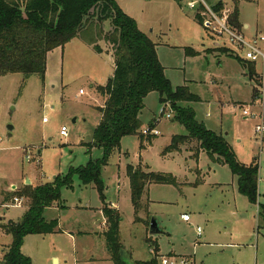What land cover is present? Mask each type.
<instances>
[{
  "label": "rangeland",
  "instance_id": "obj_1",
  "mask_svg": "<svg viewBox=\"0 0 264 264\" xmlns=\"http://www.w3.org/2000/svg\"><path fill=\"white\" fill-rule=\"evenodd\" d=\"M116 1L157 45L172 89L186 86L198 98L182 105L191 107L209 130L224 136L242 164L258 166V204L240 193L238 178L228 165L212 161L206 153L198 161L185 149L164 154L174 135L186 131L175 122L174 111L171 120L162 115L170 108L161 103L158 93H151L141 115V134L156 128L160 135L122 140L120 150L103 166L104 198L94 184L83 186L79 175H74L73 187L61 190L62 207L44 215L48 221L58 220L62 232L26 237L23 255L33 264H113L105 260L103 235L109 225L101 210L115 209L114 204L121 217V256L126 264L151 259L161 264L163 256L186 264H264V222L258 216L259 204L264 205V139L256 133V125L264 124L261 66L255 68L214 46L215 38L202 24L204 11L188 7L200 0ZM204 1L229 17L237 6L240 29L247 24V36L264 34V0ZM75 42L49 55L44 78L0 77V182H6L0 188L5 205L2 208L0 203V214L8 220L20 221L29 206L28 199L20 197L32 186L24 183L27 177L36 187L54 183L105 157L101 149L90 146L100 123L98 108L105 104L97 87L105 86L114 70L110 47L96 54L81 40ZM188 48L200 54L188 56ZM249 68H254V79ZM93 85H98L95 90ZM63 126L68 137L61 135ZM129 166L145 173L172 174L178 186L151 184L136 216ZM12 182L18 184L17 190ZM14 197L23 199L18 207ZM184 214L190 222L182 220ZM152 219L164 234L150 235ZM12 240L0 232V261Z\"/></svg>",
  "mask_w": 264,
  "mask_h": 264
},
{
  "label": "trees",
  "instance_id": "obj_2",
  "mask_svg": "<svg viewBox=\"0 0 264 264\" xmlns=\"http://www.w3.org/2000/svg\"><path fill=\"white\" fill-rule=\"evenodd\" d=\"M213 9L221 12L217 7ZM229 22L243 32L244 26L239 27L237 6ZM76 39L98 54L102 53V42L106 43L113 59L112 77L105 86L97 87L105 104L98 108L101 120L95 130V141L90 146V149H101L105 157L91 160L86 166L73 170L69 176L58 177L54 183L26 187L20 197L28 199L29 206L21 220L0 223V231L13 239L3 249L0 264H33L22 253L26 237L62 232L58 220L48 221L44 215L47 209L62 207L61 190L73 187L74 175H79L83 186L94 184L104 198L102 170L108 165L110 156L120 150L126 137L138 135L142 141L145 139L141 134V115L145 100L151 93H158L162 104H171L176 114L175 122L184 126L186 131L172 138L164 154L182 153L185 149L193 153L198 161L200 154L206 153L212 161L228 165L238 178L240 193L251 204H258V166L242 164L224 136L209 130L196 119L191 107L182 105L196 103L198 98L186 86L175 91L172 89L158 59L157 45L140 30L137 22L124 12L116 0H0V77L19 74L24 79L34 75L44 78L49 55ZM186 52L188 56L199 55L192 48ZM249 75L254 78V68H249ZM129 177L136 216L143 208L142 198L151 184L178 186L172 174L145 173L131 166ZM18 198L14 197L12 201ZM103 215L109 225L104 236L111 261L126 264L121 256V217L115 209L107 208L103 210ZM258 216L264 222V205L259 204ZM135 264H157V259L137 261Z\"/></svg>",
  "mask_w": 264,
  "mask_h": 264
},
{
  "label": "built area",
  "instance_id": "obj_3",
  "mask_svg": "<svg viewBox=\"0 0 264 264\" xmlns=\"http://www.w3.org/2000/svg\"><path fill=\"white\" fill-rule=\"evenodd\" d=\"M190 9L203 10V27L210 32L212 38L214 39L215 47H223L229 51L231 55L240 59L241 61L253 64L260 65L262 68L259 78L264 83V34L256 33L252 37H248L244 32H240L229 22V16L223 12H216L212 7L208 6L204 0L200 1H191L188 3ZM201 11H199L201 13ZM259 92V91H258ZM81 95L84 94L83 90L79 92ZM261 100L264 106V90L259 92ZM258 96V97H259ZM166 107L170 108V112H165V109L162 112V115H166V118L171 120L173 119V109L171 104L166 103ZM248 110L244 111V115H248ZM161 118L157 121L160 122ZM44 123H47L48 120L45 118ZM143 135L147 136H159L160 132L156 128H147L144 130ZM256 133L264 139V124L256 125ZM61 135L68 137V129L63 126L61 130ZM23 199H15L14 204H22ZM182 220L184 222H190L191 218L189 215H183ZM201 232V229H198V233ZM161 264H186L184 262H178L175 258L162 257Z\"/></svg>",
  "mask_w": 264,
  "mask_h": 264
},
{
  "label": "crops",
  "instance_id": "obj_4",
  "mask_svg": "<svg viewBox=\"0 0 264 264\" xmlns=\"http://www.w3.org/2000/svg\"><path fill=\"white\" fill-rule=\"evenodd\" d=\"M244 27H243V32L246 34V32H248L249 31V26L247 25V24H245V25H243ZM258 33V32H257ZM263 34V33H262ZM254 35V34H253ZM253 35H251V36H248V37H252ZM77 40V39H76ZM73 43H76L75 42V40H73L72 42H70L69 44H67L64 48H62L63 50L64 49H66L67 47H68V45H73ZM80 43V42H79ZM214 43V42H213ZM78 45V44H77ZM80 45H82V44H80ZM88 46V45H87ZM215 46V45H214ZM90 47V46H89ZM101 47H102V49H105V50H107L108 51V45L107 44H101ZM91 49H93L92 47H90ZM61 49V48H60ZM59 49V50H60ZM56 50H58V49H56ZM55 50V51H56ZM62 50V51H63ZM55 51H53V52H55ZM94 51V50H93ZM96 53V52H95ZM96 54H98V53H96ZM200 54V53H199ZM109 55H110V57H111V59H112V55H111V53H109ZM113 60V59H112ZM258 66L256 65L255 66V68H257ZM248 71H249V69H248ZM254 79V78H253ZM96 86H98V85H93L92 86V88H93V90H95V88H96ZM99 87V86H98ZM85 94V93H84ZM209 116V115H208ZM100 120H101V117H100ZM175 136V135H174ZM171 144V143H170ZM169 144V145H170ZM28 177L25 179V181H24V183H26L27 184V182H28ZM30 181V184L29 185H32V187H36L33 183V180H29ZM3 184H6V182L5 183H3V181L2 182H0V188H1V185H3ZM13 185V186H12ZM28 185V184H27ZM42 185H45V184H42ZM42 185H38V186H42ZM11 186H12V188L13 189H18V184H16V183H11ZM37 186V187H38ZM0 200H1V196H0ZM0 203H1V207L2 208H5V205H3L2 204V202L0 201ZM3 205V206H2ZM115 209H117V206L116 205H112ZM50 209H58V208H50ZM27 210V209H26ZM47 210H49V209H47ZM102 211V213H103V210H101ZM26 212V211H25ZM184 215H186V214H184ZM188 215V214H187ZM183 216V215H182ZM103 217H104V215H103ZM182 218V217H181ZM104 220H105V222H106V219H105V217H104ZM9 221H12V222H16V221H13V220H8L6 217H4V216H2L1 214H0V223H6V222H9ZM1 232V231H0ZM106 232V231H105ZM104 232V233H105ZM3 233V232H2ZM4 234V233H3ZM103 237H104V239H105V236L103 235ZM105 248H106V245H105ZM107 252H108V250H107ZM160 253V252H159ZM161 255V254H160ZM163 257H165V256H163ZM105 260H107V263H110V262H112L111 261V256H110V254H109V252H108V255H107V258L105 259ZM57 263H58V260L56 259L55 260ZM113 263V262H112ZM114 264V263H113Z\"/></svg>",
  "mask_w": 264,
  "mask_h": 264
},
{
  "label": "water",
  "instance_id": "obj_5",
  "mask_svg": "<svg viewBox=\"0 0 264 264\" xmlns=\"http://www.w3.org/2000/svg\"><path fill=\"white\" fill-rule=\"evenodd\" d=\"M12 130H13V127L9 125L8 126V131H12ZM9 136H11V133L9 134ZM27 184L28 185L30 184L29 180H28ZM149 232H150L151 236L164 234V232L160 228V225L158 224V222L155 219L151 220Z\"/></svg>",
  "mask_w": 264,
  "mask_h": 264
}]
</instances>
